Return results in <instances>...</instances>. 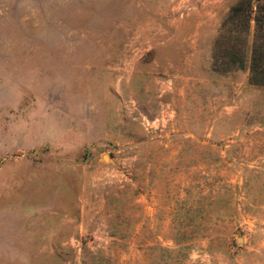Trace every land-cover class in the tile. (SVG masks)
<instances>
[{"label": "rangeland", "instance_id": "1", "mask_svg": "<svg viewBox=\"0 0 264 264\" xmlns=\"http://www.w3.org/2000/svg\"><path fill=\"white\" fill-rule=\"evenodd\" d=\"M238 2L0 0V264H264Z\"/></svg>", "mask_w": 264, "mask_h": 264}, {"label": "trees", "instance_id": "2", "mask_svg": "<svg viewBox=\"0 0 264 264\" xmlns=\"http://www.w3.org/2000/svg\"><path fill=\"white\" fill-rule=\"evenodd\" d=\"M214 65L250 70V80L264 84V0H239L221 26Z\"/></svg>", "mask_w": 264, "mask_h": 264}]
</instances>
